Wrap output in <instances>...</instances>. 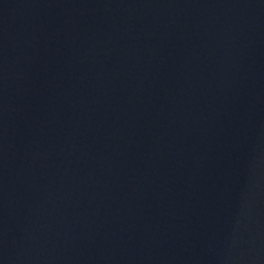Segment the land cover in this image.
Segmentation results:
<instances>
[{
	"label": "water",
	"instance_id": "obj_1",
	"mask_svg": "<svg viewBox=\"0 0 264 264\" xmlns=\"http://www.w3.org/2000/svg\"><path fill=\"white\" fill-rule=\"evenodd\" d=\"M0 264H264V8L0 0Z\"/></svg>",
	"mask_w": 264,
	"mask_h": 264
}]
</instances>
